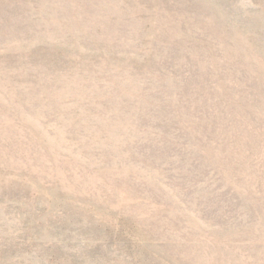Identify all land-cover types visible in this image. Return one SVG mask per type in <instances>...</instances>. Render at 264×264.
<instances>
[{
	"label": "rangeland",
	"instance_id": "1",
	"mask_svg": "<svg viewBox=\"0 0 264 264\" xmlns=\"http://www.w3.org/2000/svg\"><path fill=\"white\" fill-rule=\"evenodd\" d=\"M0 264H264V0H0Z\"/></svg>",
	"mask_w": 264,
	"mask_h": 264
}]
</instances>
